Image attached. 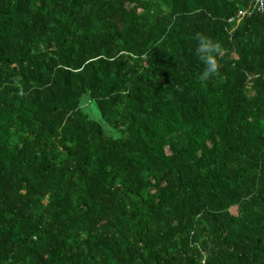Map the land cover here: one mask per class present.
I'll list each match as a JSON object with an SVG mask.
<instances>
[{
    "label": "trees",
    "instance_id": "obj_1",
    "mask_svg": "<svg viewBox=\"0 0 264 264\" xmlns=\"http://www.w3.org/2000/svg\"><path fill=\"white\" fill-rule=\"evenodd\" d=\"M0 264H264V0H0Z\"/></svg>",
    "mask_w": 264,
    "mask_h": 264
},
{
    "label": "clouds",
    "instance_id": "obj_2",
    "mask_svg": "<svg viewBox=\"0 0 264 264\" xmlns=\"http://www.w3.org/2000/svg\"><path fill=\"white\" fill-rule=\"evenodd\" d=\"M195 39L199 41L196 53L205 64V71L202 74V78H207L209 75L215 74L218 71L219 65L211 53H219L220 46L213 43L210 38L202 36V34H197Z\"/></svg>",
    "mask_w": 264,
    "mask_h": 264
},
{
    "label": "built area",
    "instance_id": "obj_3",
    "mask_svg": "<svg viewBox=\"0 0 264 264\" xmlns=\"http://www.w3.org/2000/svg\"><path fill=\"white\" fill-rule=\"evenodd\" d=\"M262 0H256L257 3L261 2Z\"/></svg>",
    "mask_w": 264,
    "mask_h": 264
},
{
    "label": "rangeland",
    "instance_id": "obj_4",
    "mask_svg": "<svg viewBox=\"0 0 264 264\" xmlns=\"http://www.w3.org/2000/svg\"><path fill=\"white\" fill-rule=\"evenodd\" d=\"M231 211H232L233 213L235 212V210H234V209H232Z\"/></svg>",
    "mask_w": 264,
    "mask_h": 264
}]
</instances>
